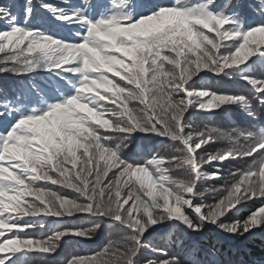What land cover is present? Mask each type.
<instances>
[{
  "label": "snow or ice",
  "instance_id": "obj_1",
  "mask_svg": "<svg viewBox=\"0 0 264 264\" xmlns=\"http://www.w3.org/2000/svg\"><path fill=\"white\" fill-rule=\"evenodd\" d=\"M258 238L264 0H0V264H264Z\"/></svg>",
  "mask_w": 264,
  "mask_h": 264
},
{
  "label": "trees",
  "instance_id": "obj_2",
  "mask_svg": "<svg viewBox=\"0 0 264 264\" xmlns=\"http://www.w3.org/2000/svg\"><path fill=\"white\" fill-rule=\"evenodd\" d=\"M106 238H107L106 236L101 237L100 240H98L96 243L89 244V245L83 246L81 248L66 249V253L68 251H80L83 253L90 252V251L96 249L100 244L105 242ZM212 243H215V239H213ZM230 243H235V242H230L227 239H224V241L222 242V245H217V247H220L223 252L228 253ZM252 247H253V253H254L253 256H249V257L241 256V257H239V259H248V260L264 259V244L261 243L259 238L257 239V241L255 242V244Z\"/></svg>",
  "mask_w": 264,
  "mask_h": 264
}]
</instances>
